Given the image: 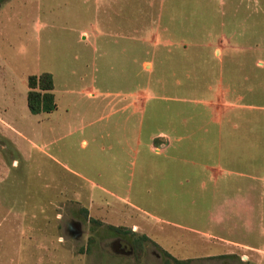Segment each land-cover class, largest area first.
<instances>
[{"label":"rangeland","instance_id":"374dc122","mask_svg":"<svg viewBox=\"0 0 264 264\" xmlns=\"http://www.w3.org/2000/svg\"><path fill=\"white\" fill-rule=\"evenodd\" d=\"M221 1L234 19L250 16L245 26L264 21V0H5L0 264H264V110L248 105L264 104V64L242 65L236 81L228 72L214 79L213 66L190 81L184 64H168L221 57L227 70L231 57L260 58L254 49L220 56L202 47L229 28ZM155 27L170 44H149ZM189 67L197 77L196 63ZM43 73L54 77L57 110L33 115L27 80ZM93 80L108 97H88ZM140 89L142 145L139 115L121 111ZM73 117L100 120L109 136L93 143L90 127L73 134ZM153 133L166 140L151 141ZM73 171L119 198H93ZM74 222L81 236L69 232ZM110 225L125 232L114 237Z\"/></svg>","mask_w":264,"mask_h":264},{"label":"crops","instance_id":"0c3cea01","mask_svg":"<svg viewBox=\"0 0 264 264\" xmlns=\"http://www.w3.org/2000/svg\"><path fill=\"white\" fill-rule=\"evenodd\" d=\"M4 3H6V2L4 1L0 5V14L2 13V11L5 8L11 6V3H7L5 5H4ZM221 7L223 9H221ZM218 13H220L221 17H223V16L228 17L229 16L230 21L227 23L229 28L227 26H225V24H226L225 23L223 26L222 32L218 33L217 35H212V36H211V33H209L208 38L205 39L201 43L202 47L207 48V49H215V50L220 52V56L222 55L224 50H231V52L234 50H245L248 52L249 50L254 49L256 51H260L259 53H257V54H260V58H257V60L251 61V63H250L247 60L240 61V59L237 57H231L230 67L227 69L228 71L222 69V67L224 65V59H222L221 57H218L219 59H217V60L212 59V62L199 60V57H201V55H198L196 58H190V57L185 58L184 61L183 60L182 61H172L171 60L172 62L168 61V64H172L173 67L184 64L187 67V69H185V70H188L189 72L191 71V70H189V68H190L189 66L192 65L193 63H196V65L198 67L197 72L195 73V75L197 76V77H195L196 80H195V78L190 77V75L188 74V71H184L185 75L187 76V78L190 81H200L201 80L200 76L202 75L204 77L206 75L205 74L206 70H200V67H203V69H204L205 66H213V69L211 71L209 70V72L214 75V79L220 78V80H224V79H226L225 76L227 77L226 72H228V76L231 78V81H234V80L236 81V80H238V77L240 75V73H238V71L240 69L239 67H241L242 65H253L256 62V64H255V66H256L259 64L260 61L264 64V25H263L264 21L261 22V20H260L261 24H259L258 26H254V25L245 26L244 23H247V21L250 19V16L249 17L243 16L240 19H238V16H237V18L234 19L232 11H228V9H226L224 1L220 2V7L218 9L217 14ZM40 22H41V19H40ZM233 24H235V25L231 26ZM40 25H41V23H40ZM91 26H92V24H91ZM224 28H226V29H224ZM92 30H93V26L91 27L90 31H92ZM79 31H80L79 33L81 34L83 39H85V41L88 39L90 40L91 36H90V33L88 30H86L85 28H81ZM148 34H150V43L149 44H151V46L153 45L154 47H156V49L159 48V46H161V45L163 47L164 45H166V43H168V44L171 43V42H169L170 41L169 39L163 38V36L161 35V30L159 28H156V27L151 28V30ZM139 40L141 41L142 38L140 37ZM197 47H199V46L197 45ZM231 55H233V54H231ZM8 56L9 55L7 53L6 46L0 44V64H3V65L5 64L6 66H9L8 61H6ZM150 64L153 65V63H150ZM93 82H95V81L93 80L92 83ZM0 83H1L0 84V88H1V85L5 84V79L3 78V76H0ZM96 84H97V82H95L94 86L89 88V90L87 91L88 95H89L88 97H90L93 100L105 99L106 96L108 97L109 95L105 94L102 89L97 88ZM252 88H254V87H251L250 91L253 93L254 90ZM54 91H55V89H54ZM247 96H249V95L247 94ZM141 102H142V91H141V89L138 92H134L132 94L125 96L124 100L121 102L123 105L121 108L122 112L126 113L129 110H131L132 114L134 116H136V114L139 115L138 125L133 124V126H134L133 131L134 132L136 131L135 135L137 136V141H138L139 145H142ZM248 105L251 106L252 108H255L256 110H258V109L264 110V104L259 105L256 103L255 104L251 103ZM263 114H264V111H263ZM131 115H129L128 118L126 119L127 121H125V124H123L122 129L126 130L127 126L130 129L132 128V125L128 121V120H130ZM99 121L100 120H89L86 123L85 122L79 123V122L74 121V117H73V134L76 133L77 130L85 129L86 127H90L92 129L91 141L93 143L97 142L99 140L98 137H101V139H104V136H109V133H104V132L99 131L101 126H99V125L95 126V124L98 123ZM117 128H118V125H117ZM248 137L249 138L247 141V143H248L247 146L251 147V153L253 154V152L255 151L254 146H257V142H255L254 138H252L251 136H248ZM154 138H159L158 140L161 143H163L166 140V139L164 140L161 137H158V134H156V133H153L151 135L150 140L152 141V140H154ZM82 143L85 147L89 145V143L86 139L83 140ZM261 144L263 145V143H261ZM156 155L163 156V157H170L166 154H161V153H157ZM258 156L262 157L261 159L264 160V151H261L260 154H258ZM246 160H249V158L246 157ZM215 161H218V160L215 159ZM215 170L218 171V168ZM230 173L236 174V176L239 175V173L236 171L235 172L230 171ZM240 174L244 175L243 173H240ZM213 175H214V172H213ZM245 175L248 177L247 174H245ZM73 176L79 178V181H81L83 183H87L91 186L90 188L87 189V193L89 191L90 194L93 196V198H95L97 196H103L105 199H108L109 197L107 198L105 195H110L111 198H114V197L119 198L118 195H114L115 192H110L107 188L103 187L102 185L89 181L87 178L76 173L75 171H73ZM249 176H250V178H252L251 175H249ZM79 181L73 182V185H76L77 183H79ZM218 192H220L219 189H218ZM234 193H236L235 195H237L236 190L234 191ZM250 193H251L250 190L246 191L247 197H249L248 195ZM250 198H251V196H250ZM251 200H252V198H251ZM229 202H231V201H229ZM89 208H91V207H89ZM74 225H81V224L74 222ZM110 226H113V225H110ZM114 227H118V226H114ZM79 233L81 236L83 234V231H80Z\"/></svg>","mask_w":264,"mask_h":264},{"label":"trees","instance_id":"16d2710c","mask_svg":"<svg viewBox=\"0 0 264 264\" xmlns=\"http://www.w3.org/2000/svg\"><path fill=\"white\" fill-rule=\"evenodd\" d=\"M5 0H0V5ZM29 92L27 96L28 108L33 115L50 114L57 110V104L54 94L55 84L54 78L50 73L41 75H32L28 78ZM106 230L114 237H120L125 232L122 227L108 226ZM146 237L134 241V246L137 243H142ZM173 258V257H172ZM175 264H188L187 261H179L173 258Z\"/></svg>","mask_w":264,"mask_h":264},{"label":"flooded vegetation","instance_id":"af4514ba","mask_svg":"<svg viewBox=\"0 0 264 264\" xmlns=\"http://www.w3.org/2000/svg\"><path fill=\"white\" fill-rule=\"evenodd\" d=\"M79 225H70L68 227V230L71 234H74L75 236H80V233L78 232Z\"/></svg>","mask_w":264,"mask_h":264}]
</instances>
